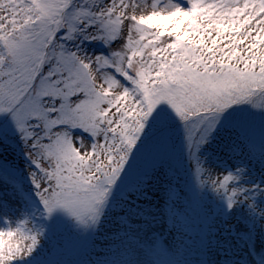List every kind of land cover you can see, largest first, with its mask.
<instances>
[{
    "label": "snow or ice",
    "instance_id": "snow-or-ice-1",
    "mask_svg": "<svg viewBox=\"0 0 264 264\" xmlns=\"http://www.w3.org/2000/svg\"><path fill=\"white\" fill-rule=\"evenodd\" d=\"M0 264H264V0H0Z\"/></svg>",
    "mask_w": 264,
    "mask_h": 264
},
{
    "label": "rangeland",
    "instance_id": "rangeland-1",
    "mask_svg": "<svg viewBox=\"0 0 264 264\" xmlns=\"http://www.w3.org/2000/svg\"><path fill=\"white\" fill-rule=\"evenodd\" d=\"M83 48L84 50L89 54V55H92V54H98L99 52V49L98 48H94V47H90L89 45L87 44H84L83 45ZM23 163V160L21 158V164Z\"/></svg>",
    "mask_w": 264,
    "mask_h": 264
}]
</instances>
